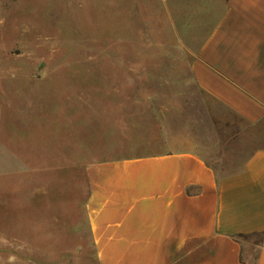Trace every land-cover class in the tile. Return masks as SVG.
Here are the masks:
<instances>
[{
	"label": "crops",
	"instance_id": "obj_1",
	"mask_svg": "<svg viewBox=\"0 0 264 264\" xmlns=\"http://www.w3.org/2000/svg\"><path fill=\"white\" fill-rule=\"evenodd\" d=\"M207 2L193 5L205 30L182 62L195 92L119 104L99 150L57 172L69 173L56 204L72 227L66 259L88 246L95 264H264V0Z\"/></svg>",
	"mask_w": 264,
	"mask_h": 264
},
{
	"label": "rangeland",
	"instance_id": "obj_2",
	"mask_svg": "<svg viewBox=\"0 0 264 264\" xmlns=\"http://www.w3.org/2000/svg\"><path fill=\"white\" fill-rule=\"evenodd\" d=\"M207 1L0 0V264H95L88 246L66 259L72 227L56 204L69 173L57 172L99 150L119 104L128 112L147 92H195L182 62L205 30L193 5ZM82 236L75 246L88 244Z\"/></svg>",
	"mask_w": 264,
	"mask_h": 264
}]
</instances>
